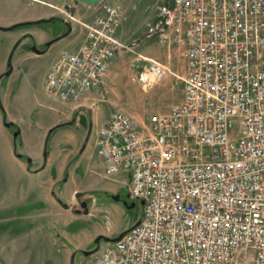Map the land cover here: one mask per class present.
Instances as JSON below:
<instances>
[{
  "label": "built area",
  "instance_id": "built-area-1",
  "mask_svg": "<svg viewBox=\"0 0 264 264\" xmlns=\"http://www.w3.org/2000/svg\"><path fill=\"white\" fill-rule=\"evenodd\" d=\"M77 51L60 50L44 88L82 105L130 46L101 2ZM156 40L185 62L182 99L140 123L113 111L95 131L100 175L129 173L138 224L80 264H264V0H157ZM152 60L140 73L149 85ZM150 74V75H149Z\"/></svg>",
  "mask_w": 264,
  "mask_h": 264
},
{
  "label": "rangeland",
  "instance_id": "rangeland-1",
  "mask_svg": "<svg viewBox=\"0 0 264 264\" xmlns=\"http://www.w3.org/2000/svg\"><path fill=\"white\" fill-rule=\"evenodd\" d=\"M93 18L90 17L86 24ZM125 20L126 14L122 23ZM77 25L85 33L84 25ZM154 27L153 20L148 19L141 30L128 31L124 44L129 45L130 49L122 53L121 65L127 74H110L111 81L107 82L101 96L92 99L93 94H89L82 106L74 110L75 117L67 120L68 124L65 116L69 111L62 103L52 102V109L44 107V114L45 111L52 113L57 122L46 129L42 136L41 159L32 160L31 163L33 166L47 163L48 170L53 173L64 169L63 179L66 182L59 184L61 189L56 191L57 204L51 207L57 213L38 218L20 217L23 212L40 207V202H37L34 206L14 211L15 216L10 218L14 215V201L8 190L9 176L0 170V264L8 263L6 252L16 247L14 244H17L22 264H80L84 258L83 252L96 247L94 239L98 235L117 237L141 217V200L129 194V173L122 172L112 178L100 175L101 165L93 145L98 125L93 122L100 118L103 110L110 114L122 110L143 123L150 115L166 111L180 102L185 76L184 59L176 48L168 49L156 40ZM152 60L161 64L162 69L147 85L141 82L139 76L148 69ZM76 116L85 118L78 122ZM16 141L22 152L33 153L29 143L22 144L20 137ZM23 156L27 158L26 154ZM77 193L79 196H76ZM28 194L30 196L26 201L36 197L35 192L28 191ZM15 199L21 201L18 196ZM80 200H84L87 213L79 205ZM65 208L67 211H64ZM8 233L15 240L11 239L6 246Z\"/></svg>",
  "mask_w": 264,
  "mask_h": 264
},
{
  "label": "crops",
  "instance_id": "crops-1",
  "mask_svg": "<svg viewBox=\"0 0 264 264\" xmlns=\"http://www.w3.org/2000/svg\"><path fill=\"white\" fill-rule=\"evenodd\" d=\"M102 2L118 5L126 14V20L115 32L116 38L123 43L128 31L141 30L148 19L154 24L159 19L157 0ZM99 7V3L89 6L77 0H0V170L9 176L8 190L14 201V215L10 218L15 216L14 211L34 206L37 202H40V207H34V211L27 210L20 217L38 218L57 213L51 207L57 204L56 191L61 189L59 184L66 182L63 179L64 169L53 173L48 170L47 163L35 166L31 163L41 159L42 136L57 122L52 113L45 111V115L43 109H52V102H60L69 111L65 116L67 121L75 117L74 110L82 105L62 102L50 96L44 88V78L60 50L77 51L85 35L77 24L84 25L90 17L95 18L100 12ZM122 59L123 54H116L110 59L105 76L90 92L92 99L105 91L107 82L111 81L110 74H127L122 70ZM101 114L93 122L98 128L110 112L103 110ZM18 137L22 144H30L33 153L18 149ZM28 191L36 193L30 201H26L30 196ZM17 196L21 201H16ZM10 235L6 234V246L11 239L15 240ZM14 245L17 247V244ZM16 247L6 252V264H22Z\"/></svg>",
  "mask_w": 264,
  "mask_h": 264
},
{
  "label": "water",
  "instance_id": "water-1",
  "mask_svg": "<svg viewBox=\"0 0 264 264\" xmlns=\"http://www.w3.org/2000/svg\"><path fill=\"white\" fill-rule=\"evenodd\" d=\"M78 2H81V3H84L86 5H89V6H93L95 4H98L100 3L102 0H77ZM28 161H30V159H27ZM76 196H79V193H77ZM114 199H118L117 196H113ZM141 203L143 204L144 201H141ZM64 207H67L66 204H63ZM81 207L84 208V213H87L88 212V209L86 208V205H85V202H82L81 203ZM76 213H79V210H76L75 211ZM139 220H137L131 227H133L134 225L138 224ZM130 227V228H131ZM130 228H128L127 230L121 232L117 237H114V238H110V237H105V236H102V235H98L95 239H94V243L98 245L99 241L100 240H103V241H117L119 240L128 230H130ZM96 249V247L94 248ZM91 251V250H90ZM90 251H84L83 252V255H87Z\"/></svg>",
  "mask_w": 264,
  "mask_h": 264
},
{
  "label": "flooded vegetation",
  "instance_id": "flooded-vegetation-1",
  "mask_svg": "<svg viewBox=\"0 0 264 264\" xmlns=\"http://www.w3.org/2000/svg\"><path fill=\"white\" fill-rule=\"evenodd\" d=\"M74 118V117H73ZM85 117L82 116L81 118H78V122L81 121V119L83 120ZM75 119H72V122H74ZM84 202V200H80L79 201V205L81 206V203ZM101 244V240L99 241L98 245L96 244V247H98Z\"/></svg>",
  "mask_w": 264,
  "mask_h": 264
},
{
  "label": "bare ground",
  "instance_id": "bare-ground-1",
  "mask_svg": "<svg viewBox=\"0 0 264 264\" xmlns=\"http://www.w3.org/2000/svg\"><path fill=\"white\" fill-rule=\"evenodd\" d=\"M150 75V74H149Z\"/></svg>",
  "mask_w": 264,
  "mask_h": 264
}]
</instances>
